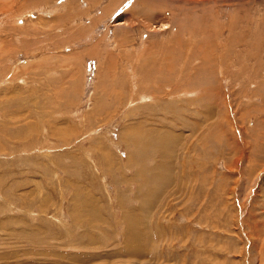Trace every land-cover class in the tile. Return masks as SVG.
I'll list each match as a JSON object with an SVG mask.
<instances>
[{
	"label": "rangeland",
	"instance_id": "obj_1",
	"mask_svg": "<svg viewBox=\"0 0 264 264\" xmlns=\"http://www.w3.org/2000/svg\"><path fill=\"white\" fill-rule=\"evenodd\" d=\"M0 264H264V0H0Z\"/></svg>",
	"mask_w": 264,
	"mask_h": 264
},
{
	"label": "bare ground",
	"instance_id": "obj_2",
	"mask_svg": "<svg viewBox=\"0 0 264 264\" xmlns=\"http://www.w3.org/2000/svg\"><path fill=\"white\" fill-rule=\"evenodd\" d=\"M165 26H166V25H165ZM165 26H164V28H166ZM162 28H163V27H162ZM162 28H161V29H162ZM137 55H138V54H137ZM162 62H163V61H162ZM183 63H184V62H183ZM162 64H163V63H162ZM180 65H181V64L179 63L178 66H180ZM197 65H198V64H197ZM160 66H161V65H160ZM182 66L184 67L183 64H182ZM161 67H162V66H161ZM202 70H203V69H202ZM174 71H175V70H174ZM179 71H181V70H179ZM181 72H182V71H181ZM22 74H23V73H22ZM136 74H137V73H136ZM131 76H132V75H131ZM133 76H134V75H133ZM164 76H165V75H164ZM174 76H175V75H174ZM16 78H17V77H16ZM142 78H143V77H142ZM151 78H152V77H151ZM131 80H133V79H131ZM142 81H143V80H142ZM142 81H141V82H142ZM151 81H152V79H150V82H151ZM153 81H155V80H153ZM153 81H152V82H153ZM200 81H201V80H200ZM131 82H132V81H131ZM133 82H134V80H133ZM144 82H145V81H144ZM155 82H156V81H155ZM152 84H154V83H152ZM155 84H156V83H155ZM175 84H176V83H175ZM178 84L180 85V82H179ZM188 85H189V84H188ZM199 85H200V84H199ZM131 86H132V85H131ZM136 87H137L136 90L139 91V92L141 93L140 95H141V96H142V94L144 95L145 92H143L142 89H138L139 86H136ZM143 87H144V86H143ZM189 87H190V86H189ZM165 88H166V87H165ZM197 88H198V87H197ZM132 89L134 90L135 88H132ZM176 90H177V89H176ZM148 91H149V90H148ZM173 92H174V91H173ZM175 92H176V91H175ZM177 93H178V92H177ZM203 93H204V92H203ZM148 96H149V95H148ZM164 96H165V95H164ZM176 96H178V95H176ZM149 97H150V96H149ZM144 139H145V138H143V140H141V139H139V138L137 137V138H135L134 140H132V142L135 144V146H136L137 149H139V148L146 149V147H147V142L144 141ZM169 139L171 140V137H169ZM138 147H139V148H138ZM158 150H159V151H163V150H165V149H164V148H161V149H160V148L158 147ZM166 150H167V149H166ZM142 152H143V150H142ZM140 155H141V154H140ZM129 157H130V156H129ZM163 158H166V153L164 154ZM140 161H141V159H140ZM158 178H159V174H157V173H156V174H153V175L151 176V181L153 182L155 179H158ZM145 180H147V178H146ZM147 182H149V181H147ZM155 182H156V180H155Z\"/></svg>",
	"mask_w": 264,
	"mask_h": 264
}]
</instances>
